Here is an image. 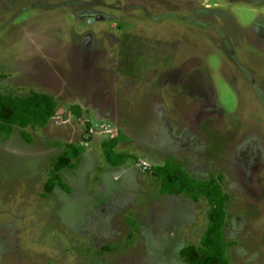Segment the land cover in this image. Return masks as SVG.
<instances>
[{
  "label": "rangeland",
  "instance_id": "obj_1",
  "mask_svg": "<svg viewBox=\"0 0 264 264\" xmlns=\"http://www.w3.org/2000/svg\"><path fill=\"white\" fill-rule=\"evenodd\" d=\"M32 91L58 109L0 139V264H186L209 205L161 193L168 158L223 176L230 264H264V0H0V92Z\"/></svg>",
  "mask_w": 264,
  "mask_h": 264
},
{
  "label": "trees",
  "instance_id": "obj_2",
  "mask_svg": "<svg viewBox=\"0 0 264 264\" xmlns=\"http://www.w3.org/2000/svg\"><path fill=\"white\" fill-rule=\"evenodd\" d=\"M57 109L56 98L43 92L32 91L26 96L0 92V139L9 138L15 128H19L22 137L29 143L32 142L33 138L28 130L46 127L57 114ZM74 112L78 117L81 116L80 112ZM122 139L120 134L102 143L105 159L113 168L122 167L131 159L130 155L119 154L115 150ZM63 147V153L52 162L44 195L52 193L57 186L68 189L61 171L76 168V162H80L84 153L83 146L73 143L64 144ZM147 172L158 181L163 195H182L195 203L205 199L209 205L206 231L197 245L181 249L179 258L186 264H230L228 251L233 243L225 234L230 195L223 189V176L212 175L209 179H197L173 158L147 169Z\"/></svg>",
  "mask_w": 264,
  "mask_h": 264
}]
</instances>
